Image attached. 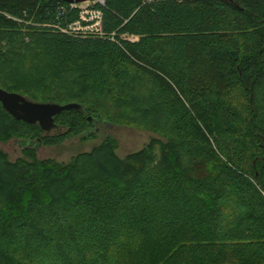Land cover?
<instances>
[{"label": "trees", "instance_id": "obj_1", "mask_svg": "<svg viewBox=\"0 0 264 264\" xmlns=\"http://www.w3.org/2000/svg\"><path fill=\"white\" fill-rule=\"evenodd\" d=\"M236 2L105 0L100 35L62 29L66 0H0V86L84 106L48 134L0 103V140H35L0 149V264H264V0ZM97 122L159 136L37 155Z\"/></svg>", "mask_w": 264, "mask_h": 264}, {"label": "rangeland", "instance_id": "obj_2", "mask_svg": "<svg viewBox=\"0 0 264 264\" xmlns=\"http://www.w3.org/2000/svg\"><path fill=\"white\" fill-rule=\"evenodd\" d=\"M77 32L86 34L90 30L77 29ZM96 134L89 137H81L74 135L66 138L59 143L45 144L37 143L36 152L39 157H53L59 161H68L80 150L90 149L99 143L108 133L114 134L118 139L117 152L121 156H125L128 152L138 149L146 144L152 136H159L156 132L139 126L125 124H110L97 122L94 125ZM24 142L17 138L0 140V149L6 151L8 157L15 159L22 154V146Z\"/></svg>", "mask_w": 264, "mask_h": 264}, {"label": "water", "instance_id": "obj_3", "mask_svg": "<svg viewBox=\"0 0 264 264\" xmlns=\"http://www.w3.org/2000/svg\"><path fill=\"white\" fill-rule=\"evenodd\" d=\"M83 1V0H66ZM237 3L236 0H223ZM0 103L2 107L18 119H23L29 123H38L45 133H51L57 127L55 115L66 109H84L82 103L78 101L58 102L54 100L40 101L30 98L19 91L8 90L0 86ZM89 120L92 121L90 115ZM94 126V125H93ZM41 140V137H39ZM32 144L35 140L23 139V142ZM41 143V142H40Z\"/></svg>", "mask_w": 264, "mask_h": 264}, {"label": "built area", "instance_id": "obj_4", "mask_svg": "<svg viewBox=\"0 0 264 264\" xmlns=\"http://www.w3.org/2000/svg\"><path fill=\"white\" fill-rule=\"evenodd\" d=\"M68 3L70 8H79V16L73 21L69 22L68 27L62 28L63 30L74 31V28H82L90 30L88 32H96L100 35L105 33L103 30V10L98 6L99 3L104 4L105 0L68 1ZM123 37L131 40L138 39V35L134 33H124Z\"/></svg>", "mask_w": 264, "mask_h": 264}, {"label": "flooded vegetation", "instance_id": "obj_5", "mask_svg": "<svg viewBox=\"0 0 264 264\" xmlns=\"http://www.w3.org/2000/svg\"><path fill=\"white\" fill-rule=\"evenodd\" d=\"M32 144H34V142H33ZM32 144H31V145H32Z\"/></svg>", "mask_w": 264, "mask_h": 264}]
</instances>
